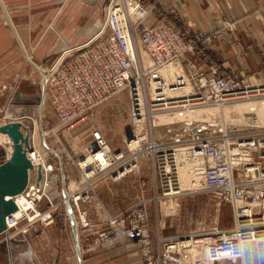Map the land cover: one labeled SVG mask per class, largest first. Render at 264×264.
I'll return each mask as SVG.
<instances>
[{
	"label": "built area",
	"instance_id": "built-area-1",
	"mask_svg": "<svg viewBox=\"0 0 264 264\" xmlns=\"http://www.w3.org/2000/svg\"><path fill=\"white\" fill-rule=\"evenodd\" d=\"M119 1L111 2L108 23L93 38L63 49L51 65H41L59 119L62 124L74 127L88 117L95 105L128 89L134 126L131 135L125 138L127 150L112 148L97 128L89 155L81 162L85 175L90 178L101 172L105 181H121L139 170L142 155L151 154L163 194L171 197L183 193L188 183L183 179L185 170L198 183L191 184L196 190L206 189L221 201L236 204L235 228L160 237L161 245L156 251L146 226L148 215L137 206L132 214L140 221H133L129 231L143 245L144 263L214 264L223 256L236 257L246 250L247 243L264 241V78L225 75L217 67L206 73L194 63H182L180 56L185 50L199 55L209 53L216 37L227 35L226 28L233 24L231 20H224V27L214 32L183 31L160 21L144 30L141 41L153 61L173 81L168 84L164 78L169 91L166 84L159 82L163 93L144 94L145 89L138 80L144 78L139 69L140 47L126 13L130 10V16L135 9L145 17L153 13L155 5L133 0L134 4L129 6ZM178 77L186 88L172 91ZM237 107L241 112L236 111ZM232 108L235 111L227 117ZM162 121L182 124L167 142L156 140L153 133ZM39 182H29L23 191L35 206L22 210L19 215L15 212L7 215V228L3 232L6 240L18 233L23 219L31 221L42 214L36 210L44 188ZM98 183H89L94 193ZM80 185L77 191L82 188ZM76 193L72 200L79 206L82 196ZM86 193L91 200L92 196ZM80 215L83 225L89 226L85 212ZM52 218L50 214L43 215L46 221ZM229 234L235 238H227Z\"/></svg>",
	"mask_w": 264,
	"mask_h": 264
},
{
	"label": "rangeland",
	"instance_id": "rangeland-1",
	"mask_svg": "<svg viewBox=\"0 0 264 264\" xmlns=\"http://www.w3.org/2000/svg\"><path fill=\"white\" fill-rule=\"evenodd\" d=\"M71 1V3H73L71 6L73 8V14L69 13L71 14V18L69 17L70 20H72L73 16L78 20V16L83 13L78 21L81 25L89 23V20L91 21L95 17L102 21V24L98 27L99 29L93 30V34L90 33V35H92L89 37L87 36L86 40L83 41L82 39L77 44H72L76 46L90 40L98 33L97 31L105 27V23H108L109 19V6L113 0H108L105 7H103V5L107 0ZM120 1H124L125 5H127L125 0ZM120 1L119 3H121ZM141 1L148 6L155 5L151 15L144 17L142 16L143 13L135 9L133 13L130 14L131 18L128 15L130 10H127L126 13L129 21L134 24L131 23L136 31L135 39L137 45L140 47V58H138L140 62L139 69L143 72L142 77L144 78L141 79L140 77L138 80L140 85H143V89H145L143 90L144 94H147L148 91L152 93H163L159 82H164L163 77L167 80V83H171L173 80L166 76L165 70L158 67L159 64H157L156 61H153L150 52L140 39L142 33L144 30L149 29L154 23L160 21L168 24L170 23L175 28L183 31L191 30L200 32L203 29H192L188 25L181 23L180 19L172 15L163 14V0ZM47 4H53L54 8H56L59 7L61 3L58 0H0V118H5L8 121L13 118H21L22 121H24V125L32 128L33 131L36 130V137L34 138L36 144L33 147L38 146L45 156L46 162L53 164L51 171H49V173L47 172L48 184L46 185H50L48 188V193L50 195L46 192V188H42L43 190L40 192L42 196L37 199L36 210L38 209L42 214L31 221H29L28 218L23 219L21 229L17 231L20 233L24 227H34L32 230L24 231L20 236H27L29 240L32 241V245L35 247V253L37 252L35 254V259L32 261L29 256H23L14 260L13 257L14 264H78L74 251L73 230H71L69 215L66 214V202L67 200L69 201L70 198L66 199L63 193L65 185H67L68 192L70 193V201L73 203V206L76 207L75 211L77 209L76 215L82 243H84L85 248L92 250V253H98L100 248L105 249V247H109V243H116L118 246L127 244L138 247L141 259H143V245L139 243V241L134 240L132 233L129 231L133 221H140L139 217L132 214L137 206L140 209H144L148 215L146 226L156 251H158L157 249H159L161 245L159 241L160 237L172 238L178 235L190 234V232H205L220 227L223 229H234L236 225V204L221 201L214 193L206 189V191H200V188L196 190V188L194 186L192 187L189 183L184 185L182 194L171 197L164 196L158 181L157 186H151L149 179H152L153 176H155L156 180L158 179L151 154L142 155V157L139 158V170L133 171L127 175L141 176L144 174L146 179H143V188L133 190L134 186H132L131 192H129L126 199H124V197L121 198L122 194L120 193V188L109 190L112 196L115 195L113 198V205L110 206L105 205L104 201L99 199L98 189L101 185L111 180L105 181L104 175L98 172L97 176H95L97 179L94 181L95 177L89 178L88 175H85L86 169L82 168L84 165L81 164V162L89 155V151L94 143L93 132L97 128L103 132L112 148L127 150L125 138L131 135L134 126L131 115L132 98L128 89L120 90L118 93L111 95L109 98L95 105L88 117L77 123L76 126L71 127L67 124L61 125L62 123L59 119L57 109H55L56 106L50 86L47 85L45 89L43 87L44 79H42V77H44V75L40 69L42 64L51 65L50 63H52L54 59L45 62L37 61L36 65L27 64L28 62L25 60L24 53L19 49V45L16 42L13 44L14 40H12L8 34L11 30H9V28H13L8 16L6 15L5 20L1 19L3 13H5L3 5H6L9 9V14L16 20V26L19 32L27 31V35L30 41H32L36 34L33 33L32 30L31 34L33 35L30 36L28 31L33 27L32 25L34 24L32 23L34 19L35 21L39 20L35 17L37 10L42 9L47 6ZM78 4L81 6L80 8L77 7ZM75 6L76 9H74ZM82 6L86 8L83 7L82 10ZM154 15L157 16V20L151 22L150 18L154 17ZM68 16L69 15H67V17ZM231 22H233V24L226 28L227 35L216 37V42L214 41L212 44L213 47L216 43H221L232 36L233 32L236 30V24L234 21ZM224 23L225 21L214 29L203 31L214 32L219 28H223ZM57 26L55 24L50 27L52 29L54 28V32L57 31V33L62 34L60 27ZM51 34L52 33L48 34L46 37L45 44L48 43ZM249 39L253 40L255 37L250 35ZM254 42L257 43V40H254ZM72 45L66 46L64 49ZM29 54L33 57V60L36 61V53L34 50ZM250 54L249 52H239L236 55L241 56L247 66L248 62L245 57ZM254 54L261 57L264 56V51H256ZM223 56L225 55L214 52L213 48L210 47V52L204 55L185 50V52L181 54L180 59L183 60L182 63L184 65L194 63L204 69L206 73H211L212 68L217 67L218 72L221 74L245 77L238 75L236 70L232 68L229 69V72L226 71L225 59ZM226 57H228V54ZM251 65L253 64L251 63ZM245 75H256L260 79H263L264 64H262L259 71L246 72ZM166 88L169 91L167 84ZM168 123L167 121H162L161 123H157V126L154 127L153 133L156 140L170 141L172 133L182 128L180 122H175V124ZM10 144L8 139H5V141L0 140V163L5 161L8 157ZM68 171L70 173H67ZM42 179L39 181L41 182ZM186 180L188 181V179ZM121 181L114 180L115 183ZM96 182L99 183L94 193L89 187L92 184L89 183L94 184ZM77 184L82 187L78 191L76 190L78 187ZM86 192H89L92 196L91 200H88L85 196ZM75 193L81 194L82 196L79 206H75V202L72 200V195H75ZM97 198L98 204H96ZM166 201L168 205H165ZM80 212H85L87 220L90 221L89 226L83 225ZM31 213L36 214L33 210H31ZM44 214H50L53 218L46 221L43 219ZM5 237L6 235L3 233L0 235V246L3 244L4 247V249H0V264H11L8 247L5 245V241L9 239L6 240ZM227 238L233 239L235 236L234 234H229ZM24 249H26V247L23 245L22 251ZM120 252L121 251H119V256L125 259L127 254ZM239 254L238 256L242 257L244 264H259L261 254L262 258H264V250L262 251L261 247L260 250L256 251L246 246V250L244 251L243 249L242 253L239 252ZM229 258L234 259L236 257L229 255ZM100 259L101 258H99V260ZM217 261L214 264H218L219 262ZM221 262L226 264L229 261ZM231 264H239V261H231Z\"/></svg>",
	"mask_w": 264,
	"mask_h": 264
},
{
	"label": "crops",
	"instance_id": "crops-1",
	"mask_svg": "<svg viewBox=\"0 0 264 264\" xmlns=\"http://www.w3.org/2000/svg\"><path fill=\"white\" fill-rule=\"evenodd\" d=\"M58 1L61 3L59 7L54 8L53 4H47V6L37 10L35 17L39 20L35 21L34 19V22L32 23L34 25H32L33 27H31L30 31H28L30 36L33 35L31 34L32 30L33 33L36 34L32 41H30L27 31L19 32V29L16 26V20L9 14L8 7L3 5L5 13H3L1 19L5 20L6 15L8 16L14 28H9V30L11 29L12 31L10 30L8 34L11 39L14 40L13 44L16 42L19 45V49H21V52L24 53L25 60L28 62L27 64L36 65L37 61H52L63 51L64 47L77 44L82 39L83 41L86 40L87 36H91L93 34V30L99 29L98 27L102 24V21L95 17L91 21L89 20V23L82 24L85 27L82 26L78 23V21L83 13L78 16V20L75 19L74 16L72 17V20H70L71 14H73V8L71 7L73 4L71 3L72 1ZM107 2L108 0L103 7H105ZM163 5V14L172 15L173 17L180 19L181 23L186 24L195 30L203 29L208 31L221 25L224 20L234 21L236 24V30L233 32L232 36L221 43H216L214 47L212 46L213 51L218 54L225 55L223 56L225 59V69L228 72L229 69L232 68L236 70L238 75L246 76V72H255L261 69L262 64H264V56L258 57L254 54V52L264 51V0H163ZM77 7L80 8L81 6L78 4ZM83 7L86 8L85 6H82V10ZM74 9H76V6ZM67 15L69 16L67 17ZM150 19L151 22H154L157 20V16L154 15V17H151ZM55 24L56 26L58 25L57 27H60L62 34L57 33V31L54 32V28L52 29L50 27ZM50 33L52 34L48 43L45 44L44 42L46 37ZM90 33L92 34L90 35ZM250 35L254 36L255 39H249ZM254 40H257V43L254 42ZM33 50L36 53V61L33 60V57L29 54ZM239 52L251 53L245 57L248 62L247 66L244 63V59L241 56L236 55ZM227 54L228 57H226ZM251 63L253 65H251ZM42 79H44L43 87L45 89L47 87V81L44 77H42ZM27 127V125H24L23 128L26 129ZM67 173L70 172L68 171ZM38 176L39 171H37L33 177L35 182L36 180L37 182L39 181ZM64 176L66 178L65 174ZM144 178V174L141 176L129 175L121 182L115 183L114 181H108V183L101 185L98 189V197L101 201H104L105 205H113V198L115 195L112 196V194L109 193V190H113V188H120V193L122 194L121 198L124 197V199H126L129 192H131L132 186H134L133 190L143 188L142 184ZM149 182L151 186H157L155 176H153L152 179H149ZM67 189V185H65L63 193L65 194L66 199ZM97 201L98 198L96 200V204H98ZM66 207V214L69 215L71 230H73L75 246L74 251L78 264H144L143 259H141L139 248L134 245L125 244L123 246H118L116 243H109V247H105V249L100 248L98 253H92V250L85 248L80 236L75 207L70 200H67ZM33 228V226H30L29 228L24 227L22 232L17 233L11 239L5 241V245L8 247L11 264H14L13 257L14 260L23 256H29L32 261L35 259V254L37 252L35 253V247L32 245V241L29 240V237L27 236H20V234H23L24 231H29ZM23 245L26 249L22 251ZM0 247V249H4L3 244ZM263 250L264 245L262 246V251ZM119 251H121L120 253L127 254L125 259L119 256ZM260 256L261 263L259 262V264H264L262 254ZM99 258L101 259L99 260ZM236 260L239 261V264H244L241 256H236L234 259L221 257L217 262H219L218 264H223L221 261H229L226 264H231V261L237 262Z\"/></svg>",
	"mask_w": 264,
	"mask_h": 264
},
{
	"label": "water",
	"instance_id": "water-1",
	"mask_svg": "<svg viewBox=\"0 0 264 264\" xmlns=\"http://www.w3.org/2000/svg\"><path fill=\"white\" fill-rule=\"evenodd\" d=\"M0 132L10 135L14 142L12 152L0 163V234H2L7 228V215L19 208L14 197L28 187L34 164L28 155L31 146L29 132L25 133L21 121L1 124ZM38 171L40 180L43 177L41 166H38Z\"/></svg>",
	"mask_w": 264,
	"mask_h": 264
},
{
	"label": "bare ground",
	"instance_id": "bare-ground-1",
	"mask_svg": "<svg viewBox=\"0 0 264 264\" xmlns=\"http://www.w3.org/2000/svg\"><path fill=\"white\" fill-rule=\"evenodd\" d=\"M126 1V3L129 5V6H132L133 4H134V1L133 0H125ZM148 1V0H147ZM160 2V1H159ZM122 3L124 4V1H122ZM148 4H150V3H148ZM135 15V14H134ZM145 22V21H144ZM106 24V23H105ZM136 27V26H135ZM141 30V29H140ZM136 35V34H135ZM136 38V37H135ZM141 39V38H140ZM137 41H139V40H137ZM216 42V41H215ZM213 46V45H212ZM142 48V47H141ZM142 59V58H141ZM153 62V61H152ZM153 66V65H152ZM176 66V65H175ZM170 67H174V65H171ZM148 74V73H147ZM170 79V78H169ZM163 80H164V77H163ZM180 80L181 79H179V77H178V80L177 81H175V89L173 88V90L172 91H175V90H180V89H183V88H186L185 87V85L182 83V82H180ZM146 81V80H145ZM169 81V80H168ZM163 84L165 85L166 84V82H165V80H164V82H163ZM169 84V83H168ZM167 91H168V89H167ZM166 93H168V92H166ZM166 95V94H165ZM235 109H237L236 111H239V112H241V108L240 107H237V108H235ZM232 111H235L233 108L232 109H230L227 113H226V116L227 117H229V116H231V114H232ZM10 121H21L22 122V125H23V127H24V124H23V121H22V119L20 118H13V119H11V120H6V119H1L0 118V125L1 124H4V123H6V122H10ZM173 124V123H172ZM175 124V123H174ZM60 125V124H59ZM62 126H63V124H61ZM60 125V126H61ZM164 125V124H163ZM62 126H61V128H62ZM156 127V126H155ZM24 129V128H23ZM67 129V128H66ZM167 130H168V128H167ZM61 131V130H60ZM27 132H29V137H30V140H31V147H32V150L31 151H29L28 150V153H29V155H30V153H31V155H32V161H33V164H34V168L31 170L32 171V173H31V180H30V184H36L37 183V180H36V182L33 180V177H34V175L36 174V172L38 171V166H41V168H42V170H43V179H42V181L40 182V185L42 186V187H44V188H46V192L48 193V188H49V186L50 185H46V184H48V181H47V172L49 173V171L53 168V164H49V163H47L46 162V158H45V156L42 154V152H41V149L38 147V146H35V147H33L36 143V140L34 139L35 137H36V130L35 131H33L32 130V128H26L25 129V133H27ZM65 132V131H64ZM69 132V131H68ZM165 133V132H164ZM170 134V133H169ZM47 135V134H46ZM158 135V134H157ZM91 137V136H90ZM5 139H8V141H10V145H9V153H8V155L12 152V150H13V146H14V142L12 141V139H11V137H10V135H8L7 133H2V132H0V140L1 141H5ZM124 139V138H123ZM167 139V138H166ZM162 141V140H161ZM5 144V143H4ZM38 144V143H37ZM4 146V145H3ZM147 157V156H146ZM92 158L90 157L87 161H90ZM46 175V176H45ZM183 179L185 180V179H188V183H190V184H192V185H198V183L197 182H195L194 180H192L191 179V177L188 175L187 176V172H185V170L183 171ZM47 182V183H46ZM39 185V186H40ZM49 194V193H48ZM50 195V194H49ZM17 197H14L15 198V200L18 202V204H19V207L20 208H18L16 211H15V214L16 215H19L20 213H21V211L22 210H25V209H30V208H32V207H34L35 205H34V203L32 202V201H30L27 197H26V194L24 193V192H21V194H18V195H16ZM70 197V193L68 192V189H67V199ZM165 205H168V203H167V201L165 202ZM77 222H78V220H77ZM79 224V223H78ZM78 227H79V225H78ZM264 245V241H262V240H259V242H256V241H251V243L248 245L249 247H251V249L253 248V250H256V251H258V250H260V247L262 248V246ZM247 246V245H246Z\"/></svg>",
	"mask_w": 264,
	"mask_h": 264
}]
</instances>
